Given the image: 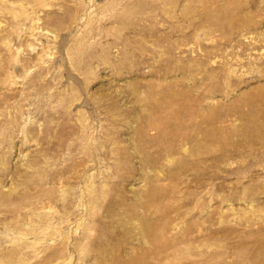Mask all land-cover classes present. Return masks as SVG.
<instances>
[{
  "label": "rangeland",
  "instance_id": "rangeland-1",
  "mask_svg": "<svg viewBox=\"0 0 264 264\" xmlns=\"http://www.w3.org/2000/svg\"><path fill=\"white\" fill-rule=\"evenodd\" d=\"M0 264H264V0H0Z\"/></svg>",
  "mask_w": 264,
  "mask_h": 264
}]
</instances>
